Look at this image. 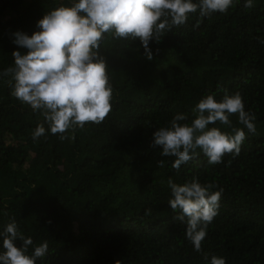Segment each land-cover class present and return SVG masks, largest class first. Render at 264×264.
Returning <instances> with one entry per match:
<instances>
[{"label": "trees", "instance_id": "1", "mask_svg": "<svg viewBox=\"0 0 264 264\" xmlns=\"http://www.w3.org/2000/svg\"><path fill=\"white\" fill-rule=\"evenodd\" d=\"M75 2L0 0V73L15 66L13 51H28L14 43L15 33L31 36L46 13ZM245 3L234 0L226 14L210 18L189 14L159 43L150 42L152 60L138 39L106 35L100 54L112 111L64 140L12 95L11 76L0 75V233L14 221L33 240L29 255L47 241V254L35 264H210L213 256L226 264H264V0H253L251 8ZM225 91L241 94L245 111L255 116V134L238 115L230 116L231 127L209 125L229 135L243 130L239 155L213 165L198 150L177 171L175 157L153 146V132L177 114L190 124L202 98L219 102ZM38 124L46 134L34 140ZM169 178L222 190L199 252L186 222L173 219L179 210L169 205Z\"/></svg>", "mask_w": 264, "mask_h": 264}, {"label": "clouds", "instance_id": "2", "mask_svg": "<svg viewBox=\"0 0 264 264\" xmlns=\"http://www.w3.org/2000/svg\"><path fill=\"white\" fill-rule=\"evenodd\" d=\"M233 3L234 0H76L71 6L46 13L37 23L40 30L31 36L15 33L14 43L28 51H13L15 66L0 75L11 76L8 83L12 95L42 114L51 134H59V139L64 140L68 138L66 133L83 129L86 124H101L112 111L113 88L106 60L100 54L106 35L117 40L138 39L145 56L152 60L150 42L159 43L173 27L184 25L189 14L210 18L214 13L226 14ZM252 6L253 0H246L245 7ZM193 113L195 118L190 124L182 123L186 115L177 114L170 126L153 132V146L160 147L162 156L175 157L172 167L177 171L195 158L198 150L213 165L222 163L225 155H239L245 132L233 128L234 135H229L209 125L219 122L231 127L230 116L238 115L239 123L249 132L256 131L255 116L245 111L239 92L229 95L225 91L219 102L207 95ZM45 134L44 124H38L32 136L36 140ZM158 164L163 167L164 161ZM168 186L172 196L169 205L174 212L179 210L173 219L186 222V236L199 252L208 225L218 215L222 190L213 192L215 184L202 185L195 179L179 185L169 178ZM0 236L4 249L0 264H35L49 250L45 241L27 254L33 240L22 235L14 221ZM17 240L23 242L21 247L16 246ZM210 264L226 261L213 256Z\"/></svg>", "mask_w": 264, "mask_h": 264}]
</instances>
